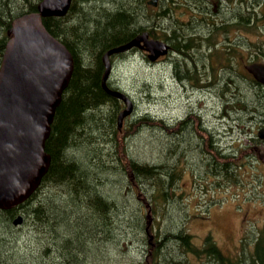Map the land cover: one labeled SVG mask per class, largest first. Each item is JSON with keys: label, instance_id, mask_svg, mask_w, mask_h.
I'll return each mask as SVG.
<instances>
[{"label": "trees", "instance_id": "trees-1", "mask_svg": "<svg viewBox=\"0 0 264 264\" xmlns=\"http://www.w3.org/2000/svg\"><path fill=\"white\" fill-rule=\"evenodd\" d=\"M40 1L0 0V64L13 19L24 13L36 11ZM93 3L96 4L91 6L90 4ZM106 3H109L110 7L106 6ZM168 3L174 4L175 15L181 12L191 22L190 24L198 21L199 24L207 23L211 26L210 33L215 34L227 35L229 30L249 32L251 28H255L250 22L253 17V21L264 19L263 8L260 12L261 16L259 12H244L240 18H235L231 22L226 20L217 26V22H209L207 17H204V14H209V9L212 8L207 1L206 5L198 0H176V2L168 0ZM201 6L206 7L207 10H203ZM138 9L142 16L136 11ZM165 12H162V15ZM143 17L144 21H142ZM154 18V10L147 5V0H125V2L73 0L66 16L44 18L48 31L63 42L71 52L74 69L46 141V151L51 156L49 169L40 186L29 199L16 208L0 210L2 216L0 225L11 227L13 219L18 214H22L25 220L33 219L40 230L45 229L42 231L49 236L48 240L52 244V247H42L43 257L50 256L53 249L61 248L67 264H84L76 257V253H70L68 250H75L78 254H85L88 257L93 251L90 245L91 239L95 242L96 237L89 234L91 229L89 231L85 228L86 221L81 216L77 217L76 224L73 226L69 224V220L76 212H71V206L66 207V204L72 205L79 212L82 211L89 221L99 225V222L104 223L111 217V212L113 214L118 210L117 198L121 196L129 199L131 205L134 202L137 214L136 228L144 234L143 243L148 247L145 264H196L198 261L202 264H264V229L259 232L248 251L243 246L242 252L235 257L224 253L212 235L203 237L201 243L199 241L197 243L195 236L188 229L181 228L173 232V230H165V227L161 230L158 219L163 216L165 204L183 196L178 186L181 173L177 172L176 165L171 162L174 157L172 147L177 148L178 145L170 143L166 146V149L170 148V152H167L164 156L165 161L161 164L140 161L132 155L127 143V127L120 130L117 126V117L123 102L107 94L102 87L105 69L103 54L144 31H149L152 37L158 38L154 28ZM173 20L175 26L182 25L178 15ZM183 37L185 36L177 28L169 31L166 27L159 38L170 39L184 49L189 43L190 47L197 43L194 37ZM246 82L259 85L252 105L257 111L264 110V87L250 76H246ZM238 84L235 83V86L240 87ZM232 85H226L225 90L223 89L224 93L235 87ZM146 119L150 121L148 116H144L132 122L131 127L146 123ZM155 122L152 121L149 125ZM158 126L169 142L170 140L176 142L181 137H185L184 131H179L178 138L170 139L173 133L171 126L161 121ZM254 142L255 149L247 146L238 151L241 159H246L248 155L258 156L256 144L259 145L264 141L255 137ZM210 144L209 138L208 158L215 164L211 171L214 175L222 174L220 177L212 176L226 184L242 179L246 172L245 161L240 160V163L237 161L235 163L236 156L233 152L216 150ZM78 154L82 156L79 157ZM110 176L117 177V181L122 180L125 183L113 196L108 195V190L111 189L106 188L108 183L106 178ZM99 185L108 190L101 191ZM52 186L56 189V194L43 195V189ZM114 186L110 184V187ZM60 195L67 198L58 200ZM146 211L150 216H147ZM59 219L62 227L57 229L54 224L58 223ZM52 221L55 223L52 224ZM65 225L70 227H64ZM169 228L176 230L175 225ZM148 229L154 233L153 238L148 235ZM5 243L7 240L0 237V264H11L8 262L9 254L4 250ZM169 244H174L171 251L165 250ZM64 249L70 254H65ZM10 255H13L12 251Z\"/></svg>", "mask_w": 264, "mask_h": 264}, {"label": "rangeland", "instance_id": "rangeland-1", "mask_svg": "<svg viewBox=\"0 0 264 264\" xmlns=\"http://www.w3.org/2000/svg\"><path fill=\"white\" fill-rule=\"evenodd\" d=\"M207 1L209 5L212 2L219 3L220 13L215 22L234 21L246 11L259 12L261 16L260 12L264 8V0H247L252 4L250 10H246L247 4L238 6L229 0ZM106 6L110 7V4L106 3ZM173 6L174 4H169L168 0L162 1L161 10L169 12L161 16V26L174 23L173 19L177 15L179 20H187L182 13L175 15ZM201 8L207 10L206 7L201 6ZM136 11L140 16L143 15L140 9ZM144 20L143 17L142 21ZM153 20L155 22V18ZM198 22L190 24L187 28L209 35L211 26ZM252 25L255 28L244 34L248 35L251 40L257 37L260 43L264 44V19L253 21ZM184 36L187 37L188 33ZM254 46L251 50L255 54ZM241 50L246 52L244 48ZM257 51L260 52L258 47ZM261 51L264 52V47ZM260 56L264 58V53ZM246 58L249 59V56L246 55ZM244 78L246 76H241L242 80H236L240 87H232L227 93H224L225 89L185 88L174 80L171 67L150 62L140 51H130L113 57L112 71L108 80L111 87L126 92L134 102L133 112L123 124V127H127V143L132 155L140 161L161 164L165 161L164 156L168 151L170 152V148L166 149V146L170 143L178 145L177 148L171 146L174 150L171 162L176 165L177 172L181 173L178 186L183 196L165 204L164 210L166 211L163 210V216L158 219L161 230L165 227V230H173V232L181 228L188 229L195 236V241L199 243L203 237L212 235L223 252L234 257L242 252L243 246L248 251L253 246L259 232L264 229V142L256 144L258 156L248 155L246 159L238 156L241 148L247 146L256 148L254 138L258 129L264 125V110L257 111L252 105L258 90L249 82L244 81ZM192 109L201 114L215 146L223 152H233L236 156L235 163L236 161L240 163V160L245 161L246 172L242 179L226 184L212 176L214 174L211 168L215 164L208 158L207 147L202 143L203 137L199 133L195 135L193 133L195 131H191L186 122H179L186 118ZM144 116H148L150 121L146 119V123L131 127L132 122ZM160 120L170 126L171 123H175L174 131H172L175 135L171 134L170 139L178 138V133L176 134L178 131H184L185 137H181L176 142L171 140L169 142L158 126ZM152 121H156L155 124L149 125ZM78 156L82 155L78 154ZM221 175L217 173L214 176L220 177ZM106 179H108L106 188L111 190L100 185L99 189L105 192L108 190L110 196L115 195L117 189L125 185L122 180L117 181V177L110 176ZM110 184L115 186L110 187ZM55 190L52 186L43 189L42 192L43 195L49 196L55 195ZM66 198L67 196L64 195L63 197L58 196V200ZM124 199L121 196L117 198L118 210L113 214L111 212V217L104 223L99 222V225L89 221L82 211L79 212L72 205L66 204V207L71 206V212H76L69 220V224L73 226L76 224L77 217L81 216L86 221L85 228L91 229L89 234L96 237L95 242L94 240L90 242L93 251L88 257L85 254H78L75 250H68L70 253H76V257L82 260L80 262L84 264H145L148 247L143 243L145 242L144 234L136 228L137 214L134 202L131 205L129 199ZM145 213L148 215L147 211ZM195 214L197 216H194ZM1 217L0 215V221ZM51 223L54 224L55 221ZM36 224L33 219H26L20 226L0 225V237L7 240L4 250L9 254L8 262L11 264H67L61 248L60 250L53 249L50 256L43 257L41 249L52 247V244L48 240L49 236L42 231L45 229L40 230ZM172 225L176 226V230L169 228ZM60 226L62 227L59 219L54 227L59 229ZM64 227L70 226L65 225ZM148 233L153 238L154 233L150 230ZM173 246L174 244H169L165 250L171 251ZM68 251L64 249L65 254H68ZM196 264L202 263L198 261Z\"/></svg>", "mask_w": 264, "mask_h": 264}, {"label": "water", "instance_id": "water-1", "mask_svg": "<svg viewBox=\"0 0 264 264\" xmlns=\"http://www.w3.org/2000/svg\"><path fill=\"white\" fill-rule=\"evenodd\" d=\"M148 3L156 6L157 0ZM71 4L72 0H41L37 11L16 17L8 31L12 36L0 66V209H11L27 200L51 164L45 144L72 77L74 60L69 49L48 31L43 18L63 17ZM134 48L145 50L153 62L167 54L170 46L144 31L103 54L102 86L125 104L117 119L119 129L132 114L134 102L125 92L108 86L111 56ZM247 70L264 84V64H251ZM257 135L264 139V127ZM23 220L19 215L13 224L21 225Z\"/></svg>", "mask_w": 264, "mask_h": 264}, {"label": "flooded vegetation", "instance_id": "flooded-vegetation-1", "mask_svg": "<svg viewBox=\"0 0 264 264\" xmlns=\"http://www.w3.org/2000/svg\"><path fill=\"white\" fill-rule=\"evenodd\" d=\"M162 1L163 0H157V5L154 9V28L158 37L162 35V30L166 28V26H161L160 24L162 16ZM198 1L202 2V0ZM229 1L231 2V0ZM232 3L238 6L247 4L248 7L246 10H250L252 7L250 1L233 0ZM218 5L219 3L215 2L212 12H208L209 14H207V19L209 22L214 23L217 20L220 13ZM237 8L239 9V7ZM181 22V26H175L171 23L167 28L169 31H173L177 28L182 35H186L188 33V36L183 38L194 37L197 39V43L191 47L189 43L187 48L184 49L183 46L177 44L176 42H172L170 39H163L169 44L170 53L166 56H160L159 59L155 61V64L167 66L169 68L171 67L174 80L185 88L194 87L199 88L200 90H223L226 85L231 86L233 84L232 86H235V83H238L236 80L241 79V76H245L247 74L245 66L250 63L260 62L256 59V55H262L264 53L261 51L264 44H261L260 39L255 36V40H251L248 35L240 34L237 30H229L227 35L223 33H210V31L208 33L209 35H207L198 33L197 31H191L192 29L187 28L191 23L189 20H181ZM250 22H253V20ZM223 23L224 22L222 20L217 22L216 25L219 26L218 24ZM253 46L256 49L255 54L253 50H251ZM257 47L260 52L257 51ZM241 48L246 49V52L242 51ZM144 54L146 57V53ZM237 54H239V56H237ZM246 55L249 56V59L246 58ZM203 75L207 76L205 77ZM206 79L209 80L207 81ZM244 81H246V78H244ZM198 112L199 111L192 109V112L189 113L186 118L179 120V122H186L188 127L191 128V131H195L193 132L195 135L199 133V135L203 137L202 143L205 144L206 147L210 138V146L214 149L218 148L214 145L209 130L207 129L208 126L201 118V114ZM171 126L172 131H174L173 129L175 128V123H172Z\"/></svg>", "mask_w": 264, "mask_h": 264}, {"label": "bare ground", "instance_id": "bare-ground-1", "mask_svg": "<svg viewBox=\"0 0 264 264\" xmlns=\"http://www.w3.org/2000/svg\"><path fill=\"white\" fill-rule=\"evenodd\" d=\"M139 16H140V15H139ZM145 17H146V16H145ZM136 26H137V25H136ZM178 65H179V64H178ZM177 67H178V66H177ZM179 73H180V72H179ZM179 73H178V74H179ZM179 75H180V74H179ZM203 76H205V75H203ZM206 76H207V75H206ZM206 76H205V77H206ZM208 76H209V75H208ZM208 78H209V77H208ZM211 78H212V76H211ZM206 80H207V79H206ZM208 80H209V79H208ZM208 80H207V81H208ZM205 82H206V81H205ZM205 85H207V84H205ZM206 87H207V86H206ZM190 88H191V87H190ZM200 92H201V91H200ZM242 96H243V95H242ZM246 96H247V95H246ZM91 240H92V239H91Z\"/></svg>", "mask_w": 264, "mask_h": 264}]
</instances>
